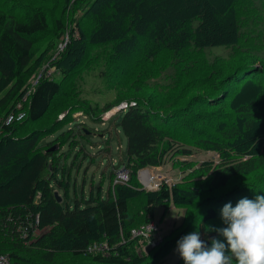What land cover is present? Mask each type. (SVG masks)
Instances as JSON below:
<instances>
[{
  "label": "trees",
  "instance_id": "obj_1",
  "mask_svg": "<svg viewBox=\"0 0 264 264\" xmlns=\"http://www.w3.org/2000/svg\"><path fill=\"white\" fill-rule=\"evenodd\" d=\"M263 2L0 0V255L9 264H158L191 231L206 243L222 239L209 230L223 226L222 205L264 194ZM90 71L114 101L82 97ZM79 117L103 127L110 120L124 135L120 165L130 176L112 188V170L106 199L71 209L57 202L52 181L64 144L90 135ZM194 151L217 160L196 166ZM167 160L180 180L142 189L137 172ZM159 205L181 216L161 242L130 238ZM36 215L44 232L22 237ZM103 242L107 254L88 251Z\"/></svg>",
  "mask_w": 264,
  "mask_h": 264
},
{
  "label": "rangeland",
  "instance_id": "obj_2",
  "mask_svg": "<svg viewBox=\"0 0 264 264\" xmlns=\"http://www.w3.org/2000/svg\"><path fill=\"white\" fill-rule=\"evenodd\" d=\"M212 49L222 51L223 48L215 47ZM81 90L82 97L92 103H97L101 107L116 98L114 89L108 87L105 81L97 75L96 71H90L85 75ZM122 106L124 107V104ZM117 109L113 108L109 112L113 114ZM109 112L103 115V121L109 118V116L107 117ZM78 116H80L79 113L74 114V118ZM79 121L86 123L90 135H88L87 140H80L79 136H76L78 143L72 149H70L69 143L72 138L64 144L60 150L63 155L59 161L57 181H52L55 192L61 198L63 206H68L71 209L77 201L80 202V207H84L86 203L83 200L88 201L92 197L106 199L110 184V173L121 166L120 160L126 158V139L122 133L116 134L114 131L112 132L110 120L106 122L104 127L100 126V124L90 123L82 117H79ZM75 123H77L76 120ZM66 129L64 128L63 130ZM75 134H77L76 129ZM54 137L52 136L48 139H53ZM188 160L195 162L196 166L201 164V162H213L214 164L217 160V154L207 151H194ZM64 168L66 183L61 182ZM150 170L155 172V174H159L162 178H166L168 186H172L173 183L178 182L182 177L180 171L174 168L169 160L164 165ZM177 212L175 208L170 206L164 214L162 206L156 207L153 221L158 226L159 233L162 236L170 229L174 220L177 222L180 220L181 216ZM43 232L44 230L41 229L29 239L34 240ZM178 258L179 253L175 251L174 247L158 264H176Z\"/></svg>",
  "mask_w": 264,
  "mask_h": 264
},
{
  "label": "clouds",
  "instance_id": "obj_3",
  "mask_svg": "<svg viewBox=\"0 0 264 264\" xmlns=\"http://www.w3.org/2000/svg\"><path fill=\"white\" fill-rule=\"evenodd\" d=\"M115 170V169H114ZM222 227L210 243L199 230L182 235L175 244L184 264H264V194L228 201L219 209Z\"/></svg>",
  "mask_w": 264,
  "mask_h": 264
},
{
  "label": "built area",
  "instance_id": "obj_4",
  "mask_svg": "<svg viewBox=\"0 0 264 264\" xmlns=\"http://www.w3.org/2000/svg\"><path fill=\"white\" fill-rule=\"evenodd\" d=\"M65 43L60 44L58 46V50L61 51L64 47ZM54 70L52 68H49L46 71V75L49 76ZM44 74V71L42 73H39L36 78L32 81L31 84V90L33 89V86H35L39 79ZM29 90L25 96L23 97V100L26 99L28 93L31 91ZM125 106V105H124ZM129 172L125 168V166L121 165L118 169L114 170V177L112 181V188H114L115 185L118 184H127L129 181ZM136 178L144 190L154 191L158 190L162 183L168 184V180L166 178H162L159 174H155V172L151 171L150 169L143 168L140 169L137 174ZM26 225L22 229L23 233L21 234L22 237H27L29 234L32 236L35 235L37 232H39V216L36 215L31 222L25 223ZM130 238H137V237H143L148 240V245L151 247L157 246L161 240L162 235L159 233V228L155 224V222L152 220L146 224H142L138 226L137 228H134L129 233ZM121 243H124L125 240L121 236ZM89 252H101L102 254H107L109 251V246L106 242L103 243H95L88 247ZM0 264H9V261L5 255H0Z\"/></svg>",
  "mask_w": 264,
  "mask_h": 264
},
{
  "label": "water",
  "instance_id": "obj_5",
  "mask_svg": "<svg viewBox=\"0 0 264 264\" xmlns=\"http://www.w3.org/2000/svg\"><path fill=\"white\" fill-rule=\"evenodd\" d=\"M116 108H118L114 113H116L118 110H120L121 109V106H119V107H116ZM113 113V114H114ZM113 114H110L109 115V117L111 116V115H113ZM54 196L56 197V199H57V202H60L61 201V198L58 196V194L55 192L54 193Z\"/></svg>",
  "mask_w": 264,
  "mask_h": 264
},
{
  "label": "bare ground",
  "instance_id": "obj_6",
  "mask_svg": "<svg viewBox=\"0 0 264 264\" xmlns=\"http://www.w3.org/2000/svg\"><path fill=\"white\" fill-rule=\"evenodd\" d=\"M112 112H109L108 114H107V117L111 114ZM32 221V220H31Z\"/></svg>",
  "mask_w": 264,
  "mask_h": 264
},
{
  "label": "crops",
  "instance_id": "obj_7",
  "mask_svg": "<svg viewBox=\"0 0 264 264\" xmlns=\"http://www.w3.org/2000/svg\"><path fill=\"white\" fill-rule=\"evenodd\" d=\"M180 259V256H179V258L177 259V261ZM177 261H176V264H177Z\"/></svg>",
  "mask_w": 264,
  "mask_h": 264
}]
</instances>
